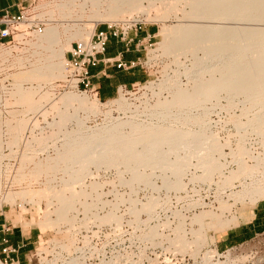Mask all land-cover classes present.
Returning <instances> with one entry per match:
<instances>
[{
    "label": "bare ground",
    "instance_id": "1",
    "mask_svg": "<svg viewBox=\"0 0 264 264\" xmlns=\"http://www.w3.org/2000/svg\"><path fill=\"white\" fill-rule=\"evenodd\" d=\"M143 1L57 0L54 5L45 4L44 7L49 8L38 16L46 17L49 14L45 20L46 27L43 32L35 31L34 38L27 41L35 48V59L29 67L23 66L25 57L14 59V65L20 69L12 73L15 80L12 91L15 100L23 105L24 111H36L42 108L45 100L51 101V93L46 91L40 94L39 89L43 82L67 77L65 54L73 40L88 42L98 22H117V19L127 14L147 10ZM146 1L149 2V9L152 7L156 9V18L162 24L160 30L163 37L160 42L162 54L173 56L179 65L182 64V56H192V65L184 66V73L191 84L184 86L180 82L179 68L172 76L159 83L160 89L168 90L170 96L158 97L155 103L145 105V111L152 117L148 121L137 119L135 114L136 116L131 115L127 119L117 118L113 121L112 118L110 119L112 122L109 121L111 123L107 121L108 124L101 126H88L86 120L90 114L102 112V104L114 103L118 110L125 112L132 111L133 104L124 94L103 103L98 96L91 98L77 90L66 91L57 100L51 101L50 108L55 110L59 117L57 116L58 119L51 123L54 129L52 128L50 132L42 131L38 134L32 132L31 136L25 138L27 118L22 116L9 120L8 126L12 128V136L8 143L11 146H18L24 142L20 163L13 177L14 182L24 185L26 183L27 186L17 191L10 190L4 197L7 202H14L21 197L39 203L46 198L50 205L56 200L57 206L55 205L54 211H45L46 214L44 213L42 219L39 218L37 224L40 225V229L57 227L58 231L61 230L59 226L69 225L70 228L68 226L65 230L68 243L69 240L73 242L74 238L72 236L74 230L72 231L71 227L75 224L76 218L72 211L77 202L85 208L84 212L90 211L92 207L96 209L94 203L87 201V198H92L91 195L98 192L102 184L97 179L86 183V177L91 174V165L99 168L124 166V170L132 174L127 180L132 188L140 182L157 187L153 179L157 171H160L166 190L177 191L186 188L183 177L193 167L191 181H213L214 175H218L219 187L223 194L219 195L218 207L195 201L188 209L198 205H201L202 209L194 212L191 217L178 211L179 221L173 230L175 236L169 243L170 247L178 252L199 253L198 250L202 249L209 239L213 240L208 230L227 229L238 222V214H232L237 202L249 200L251 205H256L264 200V158L263 155H259L260 153L253 154L247 145L248 137L253 132L261 137L264 144V0ZM88 2L90 11L87 13L85 7ZM58 15L63 19H57ZM75 15L78 19H74ZM83 17L88 20L82 23ZM172 17L178 18V22L167 24V19ZM231 21L245 24H231ZM31 24V20L29 24L21 23L19 30L27 31L19 33L17 39L22 40L26 37L29 32L27 27ZM8 53V50H3L0 56L5 57ZM155 56L152 55L150 59ZM27 81L36 82L37 85L26 87L24 83ZM71 82L76 87L75 80ZM222 94L228 98V103L224 107L241 109V113L232 115L239 134L235 147L230 141L221 143L218 135L210 131L212 108L207 103L217 100ZM217 102L214 104L218 105ZM80 110L86 112L85 116H79ZM110 112L111 110L106 111L107 115ZM74 119L77 122L76 129H67L65 126ZM126 127H129L128 131L125 130ZM1 131L0 192L3 169ZM61 137L63 139L60 141ZM58 140L61 142L60 145L57 143ZM225 145L231 146L230 155L233 163L237 164V168L229 170L228 174L225 173L227 163L220 160L222 155H226L223 150ZM50 146L56 149L55 154H46L45 157L38 155L39 151L47 150ZM199 169L201 173L197 172ZM60 172L63 174L62 178L61 176L56 178L61 179L62 183L56 185L53 181ZM120 173L124 174L123 170H120ZM42 176L47 177L43 187L35 188L33 181L39 182ZM120 178L124 180L123 175ZM236 182H239L241 187L238 190H234ZM228 189L230 190L228 199H224ZM230 198L234 199L232 203ZM162 200L159 196H150L139 207L134 203L136 201L134 199L131 209L138 215L144 211L154 217L153 214H156L157 206ZM2 203L0 200V205ZM49 204L47 205L50 206ZM112 206L103 215L95 213V219L101 223L118 222L120 220L116 212L118 208L115 203ZM53 213L55 216H52ZM187 222L191 225L190 231ZM150 231L146 238L150 237L152 240L157 230L152 228ZM188 233L192 235L191 240ZM69 245L62 247L69 251ZM215 252L216 250L213 251ZM206 254V260L211 264H223L221 261L213 262L215 254L210 255L209 251ZM77 258H73L70 263L76 264Z\"/></svg>",
    "mask_w": 264,
    "mask_h": 264
},
{
    "label": "rangeland",
    "instance_id": "2",
    "mask_svg": "<svg viewBox=\"0 0 264 264\" xmlns=\"http://www.w3.org/2000/svg\"><path fill=\"white\" fill-rule=\"evenodd\" d=\"M56 1L57 0H28L24 7L34 25H28L27 28L29 32L26 34V37L22 40L16 37L13 41H0V46L2 48L0 49V53H2L3 50L9 51L8 55L6 54L5 57L2 55L0 56V130H2L1 137L3 144V157L1 159L3 169L0 192V200L3 203L0 205V213L6 218L5 223L7 226L11 227V231H15L14 233L16 235H21L20 238H26V241L30 242L29 246L24 250L18 251L19 253L17 252L18 258L14 257L12 253L7 257V254L2 252L5 245L1 242L4 237V232L1 230L2 226H0V264H75L73 262L70 263V261L76 257H78V262L76 264H211L206 260V253H208V251L210 255L215 254L213 262L221 261L223 264H264V231H251L247 233L242 231L243 223L252 217L258 204L251 205L249 200L237 202L233 207L232 214H238L239 216L238 222L233 224V226L223 230H208V234L209 236H213V240L211 241V239H209L207 243L201 247L202 249L198 250L199 253H193V251L181 253L170 247L169 242L170 239L175 236L173 230L178 224L179 213L181 212L191 217L194 212H199L202 209V207H200L201 205L188 209V206L195 201L200 203L205 202L218 207L219 195L223 194L221 193L223 192L222 189L219 187L218 175H214L213 181H191V174L194 172L193 167L183 177L187 189L184 188L183 190L177 191L175 189L166 190L163 186V178L160 171H157V177L155 176L153 179L155 184L157 183V187L152 185L147 186L146 183L140 182L136 183L134 188H132L127 181L132 174L130 171L124 170V166H119L120 168L115 166L110 168L102 166L99 168L91 165V174L86 177V183H90L92 180L96 181L97 179L98 182H101L103 187L101 186L98 192L92 194V198H87V201L92 204L94 203L96 208L94 209V207H92L90 210L92 213L90 211H87L89 213L84 212L86 211L85 208L82 207L80 202H77L72 211V214L76 218L75 224L71 227V230H74L73 232L71 231L74 238L73 242L69 240L68 243L67 238H65V230L70 228L69 225L63 224L59 226L61 230L59 229L60 231H58L57 227L45 228V230L41 227L40 229V225L38 226L37 224L38 220L43 218L44 213L46 214L49 210L54 211L53 209L57 206L56 200H53L51 205L47 203L48 200H45L46 198L40 200V203L28 198L25 200L21 197H18L14 202H7L5 200L4 195L10 190L17 191L25 185L27 186L25 182H23L25 185L16 181V183L14 182L13 177L16 175L20 163V157L24 150V142L18 146H11L8 143L12 136V128L8 126L9 120L16 117H26L28 120V128L25 132V138H27L31 136L32 132L38 134L42 131L50 132L54 129L53 126L51 127V123H54L59 116L56 114L55 110L50 108L51 101L57 100L66 91L77 90L82 94H87L91 98L98 96L103 103L109 100L101 99L99 94L96 95L90 89H86L84 85H81L79 88L74 87L71 79L68 77V73L65 78H56L50 82H43L41 84L39 89L40 94L46 91L51 93V101L45 100L41 106L42 108L36 111H24L23 105L15 100L16 98L12 91L14 89L15 80L12 77V73L17 72L20 67L14 65V59L15 57H25V64L23 66H30L31 62L35 59V48L27 41L34 38L35 31L43 32V29L46 27L45 20H47L49 14H47L46 17L38 15L49 8H45V4L49 3L51 6L54 5ZM143 4L146 6L147 10L136 11L132 13V15L127 14L117 19V22L100 21L96 26L97 29L112 27L120 32L124 31L127 39H133L132 43H135L138 49L137 52L140 56L138 67L144 76V80L133 85L125 86L115 97L118 98L124 94L125 98L133 104L131 108L132 111H120L116 108L114 103L102 104L103 111L97 114H90L89 118L86 120L88 126H101L105 123L108 124L112 118L113 121L117 118L127 119V117L135 114L140 117L138 118L135 115L137 119L146 121H148V119L151 120L152 117L148 115L144 109L146 107L145 105L155 103L158 97L165 98L170 96L168 90L165 89L163 92L159 86H161L160 84L164 79L166 80V78L172 76L176 70H181L179 80L184 86L191 84L188 76L184 73V68L192 65V56H182V64L179 65L174 61L173 56L162 54L160 50V42L163 38L160 34L162 24L156 18V9L153 7L151 8L152 10L149 9V2L146 0L143 1ZM85 8L88 13L90 11L89 2ZM56 18L63 19L59 15L56 16ZM74 19H78V16L75 15ZM87 20L88 18L83 17L81 22L83 23ZM177 22L178 18L176 17H172L166 21L167 24H175ZM27 23L29 24V22ZM232 23L237 25L245 24V22L242 23L237 21H231V24ZM24 31L27 30H20L19 33H23ZM78 41L79 40H73L70 49L66 51V63L67 60L72 57L70 52L72 45H75ZM152 55L156 56L150 59ZM36 85V82L31 81L24 83L26 87ZM159 89L163 94L160 93L161 91ZM216 102L218 105H215ZM227 103L228 98L225 94H222L217 100L215 99L207 103V105L212 108L210 112V131L218 135L221 143L230 141L232 146L235 147L239 134L237 133L238 130L233 122L232 115L234 113H241V109L240 107L233 108L234 110L228 109L224 107ZM108 110H111L109 113L110 115L108 114L109 116L106 113ZM200 110L196 111L198 112ZM85 114L86 112L84 110L79 111V116H85ZM76 126L77 122L74 119L65 127L69 130H73L76 129ZM196 129L198 128L196 127ZM125 130L128 131L129 127H126ZM256 134H254V132L250 134L247 145L250 150L253 151V154L258 155L260 153L259 155H263L262 157L264 158V144L262 143L261 137ZM61 139L63 138L61 137L59 140L61 141ZM59 140L57 142L58 145L61 144ZM53 149L55 148L50 146L47 150L39 151L38 155L40 157H45L47 156L46 154H55L56 149L55 151ZM223 150L226 157L222 155L220 160L227 163V168L225 167L226 171L225 169L224 171L228 174L229 170L237 168V164L233 163L230 155L231 146L225 145ZM193 162H195V160ZM120 170H123L124 174L122 175L124 180L120 178L122 176ZM148 171H150V169H148ZM197 172L201 173V170L199 169ZM56 175H58V173ZM169 175L172 176L170 173ZM60 176L62 178V172H60L58 176H55L53 181L54 184L60 185V183H62L61 179H59ZM46 178V176H42V181H33V186L35 188H40V186L43 187ZM240 188L239 182H236L234 190ZM226 191L228 192L224 194V199H228L227 195L230 193L229 189ZM98 194H101L100 198ZM150 196H159L161 200L163 199L161 204L157 206L156 214H153L154 217L144 211L139 213V215L132 211L131 208L134 203H137V206L140 207V204L146 202ZM119 197H121V199ZM100 199L101 201H99ZM134 199L136 200L135 202ZM233 201L234 199L230 198V202L232 203ZM114 203L116 204V208H118L116 212L120 216L118 222L101 223L95 219V213L99 215L107 213L113 207L112 205ZM97 205L98 207H96ZM46 208L48 209L46 210ZM208 208L209 206L206 209ZM52 216H55V214L53 213ZM138 216L139 218L137 219ZM149 216L151 217L149 218ZM93 219L96 220V222ZM189 221L191 222L190 218L188 219V222ZM188 222L187 228L189 230L191 225L188 224ZM195 227H197V225H195ZM152 228L157 230L158 236L155 233L151 240L150 237H148L149 239L146 238V234H149ZM188 238H190V240L192 239L191 233H188ZM66 244H70L69 251L63 248L64 246L62 247V245ZM14 247L17 246L14 245ZM212 250L218 252L213 253ZM10 258H14V261L10 260Z\"/></svg>",
    "mask_w": 264,
    "mask_h": 264
},
{
    "label": "crops",
    "instance_id": "3",
    "mask_svg": "<svg viewBox=\"0 0 264 264\" xmlns=\"http://www.w3.org/2000/svg\"><path fill=\"white\" fill-rule=\"evenodd\" d=\"M27 1L28 0H0V15L5 10L17 14ZM137 51L138 49L135 43L131 42L127 45L126 40L116 38L110 39L106 53L101 56V62L90 69L92 83L98 89L101 99H113L120 93L122 89L120 88L121 86L133 85L144 80V76L138 67L140 56ZM108 57L113 58L114 61H105L104 59ZM118 60L132 63V65L129 68H119L117 65ZM5 222L6 218L0 213V226H3ZM242 231L244 233L264 231V200L258 202L252 217L243 223ZM14 232L15 231H10L3 235L9 239L8 244L22 246L19 250L22 251L29 246L30 242H27L26 238H20L21 235H16ZM18 253L12 254L14 257L18 258Z\"/></svg>",
    "mask_w": 264,
    "mask_h": 264
},
{
    "label": "built area",
    "instance_id": "4",
    "mask_svg": "<svg viewBox=\"0 0 264 264\" xmlns=\"http://www.w3.org/2000/svg\"><path fill=\"white\" fill-rule=\"evenodd\" d=\"M29 20L30 17L27 14L25 7H21L17 14H13L9 10H5L0 15V41L15 40L20 32L19 26L21 23L30 22ZM31 22V26H33L34 23L33 21ZM111 38L126 40L127 45L133 41V39H127L124 31L120 32L117 29L108 27L107 29L96 28L94 34L88 42L78 41L75 45H72V49L70 51L72 57L67 60L66 66L68 69V77L71 81L75 80L76 87L79 88L81 85H84L86 89H90L96 95L99 94L98 89L92 83V74L90 69L93 66H97L101 62V56L106 53L107 46ZM104 60L107 62L114 61L111 57L105 58ZM117 65L119 68H129L132 63L118 60ZM125 86L126 85H123L121 87ZM2 230L4 233H9L11 231V227L7 226L5 223L2 226ZM2 242L5 245L2 252L7 254V257L10 256V253H17L22 247H14V245L8 244L9 239L7 237H4ZM10 260L14 261V258H10Z\"/></svg>",
    "mask_w": 264,
    "mask_h": 264
},
{
    "label": "trees",
    "instance_id": "5",
    "mask_svg": "<svg viewBox=\"0 0 264 264\" xmlns=\"http://www.w3.org/2000/svg\"><path fill=\"white\" fill-rule=\"evenodd\" d=\"M102 29V28H101Z\"/></svg>",
    "mask_w": 264,
    "mask_h": 264
}]
</instances>
